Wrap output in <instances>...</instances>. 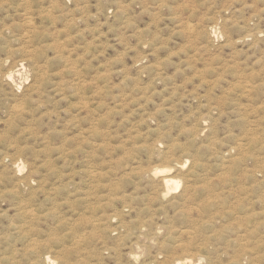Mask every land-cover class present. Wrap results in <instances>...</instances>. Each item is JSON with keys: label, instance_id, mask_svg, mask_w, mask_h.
<instances>
[{"label": "rangeland", "instance_id": "1", "mask_svg": "<svg viewBox=\"0 0 264 264\" xmlns=\"http://www.w3.org/2000/svg\"><path fill=\"white\" fill-rule=\"evenodd\" d=\"M0 85V264H264V0H0Z\"/></svg>", "mask_w": 264, "mask_h": 264}, {"label": "bare ground", "instance_id": "2", "mask_svg": "<svg viewBox=\"0 0 264 264\" xmlns=\"http://www.w3.org/2000/svg\"><path fill=\"white\" fill-rule=\"evenodd\" d=\"M6 60V59H5ZM8 60V59H7ZM5 62V61H4ZM13 65V64H12ZM11 64H10V66H12ZM9 66V65H8ZM3 75V74H2ZM1 75V76H2ZM6 76H7V74H6ZM8 77L9 78H12V74H10V75H8ZM2 85V84H1ZM0 85V86H1ZM1 87H3V86H1ZM1 92V91H0ZM2 94H3V91H2ZM26 100V99H25ZM29 101V100H28ZM169 165H171V164H169ZM168 165V166H169ZM167 166V165H166ZM166 166H164V167H166ZM171 167V166H170ZM166 168H168V167H166ZM157 170V169H156ZM162 172H167V170L165 169V168H163L162 170H160V171H156L154 174H159V173H162ZM170 177V176H169ZM163 182H164V184L168 187V188H170L171 187V185H174V189H177L178 187H179V185H180V181H176V180H172V178L170 179V178H168V177H163ZM165 189H166V187H165ZM185 258H187V257H185ZM184 258V259H185ZM191 257H189L188 259H190ZM183 259V260H184ZM177 263V262H176ZM185 264H187V262H185ZM189 264V263H188Z\"/></svg>", "mask_w": 264, "mask_h": 264}]
</instances>
